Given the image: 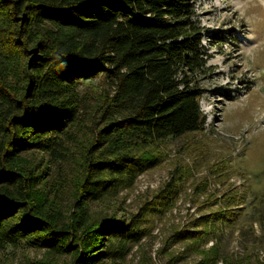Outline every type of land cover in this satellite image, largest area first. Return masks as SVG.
<instances>
[{"label": "trees", "instance_id": "16d2710c", "mask_svg": "<svg viewBox=\"0 0 264 264\" xmlns=\"http://www.w3.org/2000/svg\"><path fill=\"white\" fill-rule=\"evenodd\" d=\"M204 30L191 0H0V250L24 241L43 264L126 258L147 207L95 216L92 204L160 165L162 142L206 129ZM68 160L63 189L50 174ZM242 203L215 216L233 226ZM213 252L201 263H218Z\"/></svg>", "mask_w": 264, "mask_h": 264}, {"label": "rangeland", "instance_id": "374dc122", "mask_svg": "<svg viewBox=\"0 0 264 264\" xmlns=\"http://www.w3.org/2000/svg\"><path fill=\"white\" fill-rule=\"evenodd\" d=\"M191 1L204 35L212 37L211 44L203 39L213 67L201 99L206 129L162 142L160 165L116 198L92 204L95 216L129 217L148 208L146 235L119 264H202L213 250L222 256L216 264H225L223 258L264 261V0ZM60 166H52L50 178L65 189L74 163ZM235 196L243 203L231 226L217 216ZM206 215L208 222L201 220ZM45 258L44 250L24 241L0 250V264H43Z\"/></svg>", "mask_w": 264, "mask_h": 264}]
</instances>
